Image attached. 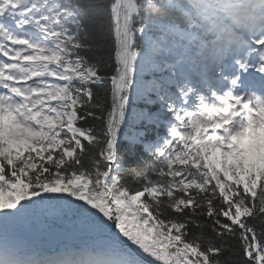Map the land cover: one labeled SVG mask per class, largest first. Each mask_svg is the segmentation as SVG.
Instances as JSON below:
<instances>
[{
  "label": "snow or ice",
  "instance_id": "snow-or-ice-1",
  "mask_svg": "<svg viewBox=\"0 0 264 264\" xmlns=\"http://www.w3.org/2000/svg\"><path fill=\"white\" fill-rule=\"evenodd\" d=\"M0 264H264V0H0Z\"/></svg>",
  "mask_w": 264,
  "mask_h": 264
}]
</instances>
